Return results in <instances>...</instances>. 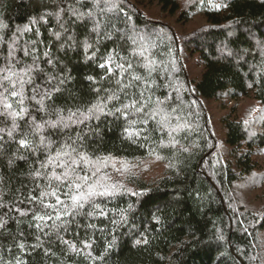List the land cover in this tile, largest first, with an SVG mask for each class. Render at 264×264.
Instances as JSON below:
<instances>
[{
	"label": "trees",
	"instance_id": "1",
	"mask_svg": "<svg viewBox=\"0 0 264 264\" xmlns=\"http://www.w3.org/2000/svg\"><path fill=\"white\" fill-rule=\"evenodd\" d=\"M241 98L264 106V0H0V264H262ZM73 181L108 194L73 209Z\"/></svg>",
	"mask_w": 264,
	"mask_h": 264
},
{
	"label": "rangeland",
	"instance_id": "2",
	"mask_svg": "<svg viewBox=\"0 0 264 264\" xmlns=\"http://www.w3.org/2000/svg\"><path fill=\"white\" fill-rule=\"evenodd\" d=\"M194 23V20L190 22L189 27H187L186 29H182L183 31H187L188 29H190V26L192 27V24ZM190 68V71H194L196 68L194 67V65L189 64L188 65V69ZM222 105H224L222 103ZM222 105L218 102H209L207 104V116H209L210 119V123L213 124V129L215 131V135L217 138H222V132L220 130L219 127V118L225 114L227 111L226 108H223ZM227 105V104H226ZM228 105H230L228 103ZM237 111H238V116L241 117V120H244L245 122L250 123L251 121H255L258 117H260V115L262 114V111L264 110V106L258 104L255 100L250 99V98H244V99H240L237 103ZM257 156H260L261 160H259V165L262 166L264 164V152H262L261 154H258ZM124 165V164H123ZM145 166V164H144ZM244 186H240L239 190H238V196L239 199L241 198V200L243 199L244 204H248L249 202V198H255L256 197V191H251V190H246L245 188H243ZM251 191V192H250ZM251 193V194H250ZM261 202V200L255 201V207L259 206V203ZM250 205V204H249ZM260 240H262V242H264V233H261L260 235ZM262 264H264V261H262Z\"/></svg>",
	"mask_w": 264,
	"mask_h": 264
},
{
	"label": "snow or ice",
	"instance_id": "3",
	"mask_svg": "<svg viewBox=\"0 0 264 264\" xmlns=\"http://www.w3.org/2000/svg\"><path fill=\"white\" fill-rule=\"evenodd\" d=\"M87 47V45H86ZM102 67L104 65H101ZM110 70V69H109ZM26 74V73H25ZM5 79H8V77H5ZM134 79H139V77H134ZM58 90V89H57ZM12 96H17V95H20L21 96V100L20 102L23 103V97H22V93H19V92H16V91H13L11 93ZM39 103H41V105L43 106V101H39ZM4 107L5 109H10L11 108V105L8 104L6 101L4 102ZM24 112V109L22 108L21 109V114ZM9 115H12L13 117H15V115H17L16 113H12V112H9L8 113ZM62 120V118H61ZM61 120H58L56 122H51V126L52 127H55L58 123L61 122ZM42 125H36V131H40L42 129ZM16 128V125H15V122L13 123V128L12 130H9L8 131V135L11 136L12 135V131H14ZM20 143V146L21 147H28L30 146L26 140L22 139L19 141ZM41 143H43V137H41ZM81 159H84L83 156H81ZM40 173L37 172L36 173V176L39 177ZM63 178L64 179H67L69 178V172L68 171H65V173L63 174ZM55 179L56 180H62V177L61 176H55ZM83 180H87L86 177L82 178ZM73 187L75 189V192L73 193L72 189L70 188L69 192L66 193L67 195H69L71 201H72V205L71 207L73 209H77V208H82L84 206L85 203H87L93 196L95 195H105V194H108L106 192H97L95 187L94 186H88L87 187V191H84L82 190L83 189V186L79 183H76L75 181H73ZM46 195H52V196H55L56 198V205H60V206H63L64 205V201H62L59 197V195H57V193L55 191L51 192V193H46V192H42L40 194V197H41V203H43L42 201V198ZM31 199H37L36 197H32ZM56 205H52V204H45L44 207L45 208H52L53 211L56 210ZM24 213H21V215H23ZM57 219H59V215L57 214L56 216ZM34 219H37V220H40V221H45L46 219H52V216L51 215H47V216H34ZM37 227H40V225H37ZM65 243H67V241H65ZM73 249L75 250V246L73 245L72 246ZM85 247H89V245L87 243H85Z\"/></svg>",
	"mask_w": 264,
	"mask_h": 264
}]
</instances>
